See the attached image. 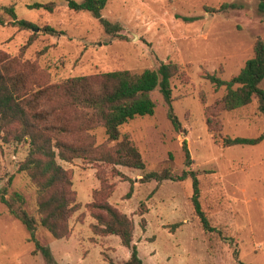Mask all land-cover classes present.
<instances>
[{
    "label": "rangeland",
    "instance_id": "obj_1",
    "mask_svg": "<svg viewBox=\"0 0 264 264\" xmlns=\"http://www.w3.org/2000/svg\"><path fill=\"white\" fill-rule=\"evenodd\" d=\"M82 1V0H76ZM54 2L53 11L36 3ZM259 0H109L102 16L122 29L108 32L90 11H75L67 0H0L13 4L19 19L35 29L12 25V16L0 11V49L35 64L43 79L58 82L71 76L129 69L140 72L161 62L180 63L182 71L171 79L172 106L186 132H177L168 118L166 100L159 89L151 116L136 117L122 126L140 150L146 166L138 169L76 158L59 160L73 171V190L80 209L70 220L67 238H54L39 225L37 237L50 247L59 264H121L130 256L117 235H97L96 220L87 206L102 179L113 192L110 203L135 222L134 240L143 264H264V139L258 144L224 146L209 131L205 108L223 96L204 77L216 73L229 80L254 53L258 37L264 40V17ZM239 3L241 8L209 13L205 7ZM53 27L56 32L46 29ZM264 88V79L261 82ZM221 137H256L264 132V113L255 101L220 115ZM97 143L107 141L103 127L94 129ZM194 162L185 165L183 139ZM113 144V143H112ZM28 153L26 144L5 141L0 134V190L18 191L25 208L36 214V188L18 171ZM169 168L174 174L196 170L201 181V202L211 223L226 237L208 236L196 217L191 197L192 179L142 182L150 171ZM133 187L130 197L126 194ZM142 203L147 212L139 213ZM142 217L146 227L141 226ZM180 223L177 227L176 224ZM18 218L0 201V264H46L42 252ZM235 248L237 255L235 254ZM107 258L113 260L110 262Z\"/></svg>",
    "mask_w": 264,
    "mask_h": 264
},
{
    "label": "trees",
    "instance_id": "obj_2",
    "mask_svg": "<svg viewBox=\"0 0 264 264\" xmlns=\"http://www.w3.org/2000/svg\"><path fill=\"white\" fill-rule=\"evenodd\" d=\"M75 11H90L99 18L108 32L122 29L119 23H112L102 16L109 0H67ZM37 8L53 11L54 2L36 3ZM239 3H223L220 7L206 6L209 13L224 12L228 8H241ZM257 8L264 17V0H259ZM0 11L12 16V25L20 29H35L32 21L19 19L13 4L1 5ZM0 23H4L0 19ZM47 30H56L47 26ZM182 71L180 63L161 62L157 68H146L140 72L129 69L112 70L102 73L71 76L58 82L43 79L32 61L20 55H11L0 49V134L9 142L26 144L28 153L19 162L18 171L24 173L36 188V214L25 208L26 198L18 192L10 195L7 189L0 190V201L9 213L18 218L30 232V241L35 243L33 253L42 252L46 264H59L53 257L50 247L41 244L37 237L38 226L45 227L54 238H67L71 233L70 220L80 209L73 190V171L65 168L59 160L71 162L76 158L91 162L101 161L112 165H123L144 169L146 162L130 138L122 132V126L136 117L151 116L155 113L156 102L152 93L159 89L169 105L168 118L177 132H186L172 106L171 79ZM216 89L223 86L226 92L205 108L206 123L216 139L224 146L235 144H258L264 139V132L256 137H221L223 111L234 110L253 102L264 113V40L256 39L253 55L246 61L239 73L229 80L216 73L205 72ZM103 127L107 141L97 143L93 130ZM113 143V144H112ZM182 148L185 165L190 166L191 156L187 139ZM192 179L191 202L204 233L208 236L209 248L215 235L226 237L222 228L214 226L201 202V181L196 170H183L174 174L169 168L145 173L141 181L166 179L184 181ZM112 188L102 179V186L93 192V200L87 204L96 220L91 224L97 235H117L124 246L130 248V256L121 264H143L137 245L133 242L135 222L126 213L110 203ZM133 187L127 197H130ZM142 203L139 213L147 212ZM180 223H177L178 227ZM141 226L146 227L142 217ZM235 254L237 250L235 248ZM110 262L112 259L107 258Z\"/></svg>",
    "mask_w": 264,
    "mask_h": 264
}]
</instances>
